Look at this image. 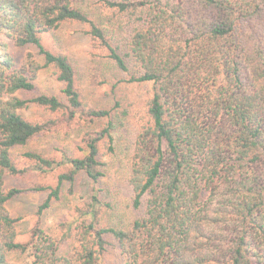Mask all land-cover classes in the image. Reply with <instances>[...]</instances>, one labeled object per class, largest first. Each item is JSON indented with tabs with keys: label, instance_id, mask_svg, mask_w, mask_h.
<instances>
[{
	"label": "trees",
	"instance_id": "obj_1",
	"mask_svg": "<svg viewBox=\"0 0 264 264\" xmlns=\"http://www.w3.org/2000/svg\"><path fill=\"white\" fill-rule=\"evenodd\" d=\"M98 3L110 10L104 19L71 0H0V264H13L7 254L15 252L29 253L31 264H264V0ZM67 21L87 26L125 81L152 84L129 148L136 214L127 230L98 219L111 208L103 157L114 153L126 110L119 101L86 107L73 63L44 45L42 33ZM11 47L33 51L20 58ZM44 67L61 97L37 89ZM29 106L51 116L28 119L20 110ZM97 121L73 153H12L41 134ZM53 171V183L35 179ZM25 192L44 196L19 242L20 216L6 204ZM64 192L83 203L73 233L57 239L40 220ZM71 238L72 249H61Z\"/></svg>",
	"mask_w": 264,
	"mask_h": 264
},
{
	"label": "rangeland",
	"instance_id": "obj_2",
	"mask_svg": "<svg viewBox=\"0 0 264 264\" xmlns=\"http://www.w3.org/2000/svg\"><path fill=\"white\" fill-rule=\"evenodd\" d=\"M71 1L81 4L86 11L100 19L110 14V10L103 9L98 0ZM86 30L87 26L84 24L67 21L52 31L42 33V40L46 47L66 54L73 63L76 73L75 82L81 90L86 107H106L119 101L121 109L120 107L118 109L126 110L127 115L123 118L124 124L115 134L114 153L103 157L105 162L103 185L110 191L111 208L104 209L98 219L103 224L127 230L136 214L130 207L129 148L135 129L142 122L145 104L151 95L152 84L151 82L129 83L125 81L126 76L113 65L110 59L101 56L102 54L100 55L92 45ZM11 50L15 51L20 58L25 56L27 51H33L31 48L15 49L13 47ZM36 86L41 92L62 96L53 68L44 67L38 71ZM20 113L28 119L39 121L51 116L48 110L37 106H29L20 110ZM102 123L103 121H97L91 125H75L68 133H65L63 129L49 131L39 135L26 146L12 150V153L20 157L24 151L37 150L51 156L59 155L56 148L73 153L81 133L86 129L98 128ZM56 175L57 171H53L35 175V179L43 183H53ZM26 181L27 179L22 178H8L5 183L6 185H17L24 184ZM43 196L42 193L25 192L6 204L10 215L20 216L15 225L17 241H28L31 229L37 221L36 208ZM82 203V199H79L77 195L64 192L62 198L53 202L43 213L40 225L48 235L57 239L65 237L70 232L73 233L71 228L78 218L75 208ZM64 243L61 249L64 248L63 250L67 251L72 249L75 242L71 238L70 241ZM7 259L13 264H31L32 262L31 255L27 252L9 253Z\"/></svg>",
	"mask_w": 264,
	"mask_h": 264
}]
</instances>
